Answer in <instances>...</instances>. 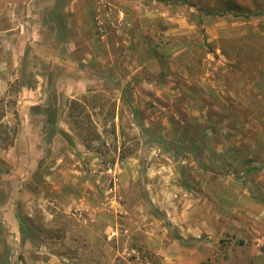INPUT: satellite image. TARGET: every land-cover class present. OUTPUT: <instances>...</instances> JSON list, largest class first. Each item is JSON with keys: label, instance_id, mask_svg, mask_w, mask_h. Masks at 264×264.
Returning <instances> with one entry per match:
<instances>
[{"label": "rangeland", "instance_id": "obj_1", "mask_svg": "<svg viewBox=\"0 0 264 264\" xmlns=\"http://www.w3.org/2000/svg\"><path fill=\"white\" fill-rule=\"evenodd\" d=\"M52 5L0 0V264H264V0H64L40 74Z\"/></svg>", "mask_w": 264, "mask_h": 264}, {"label": "crops", "instance_id": "obj_2", "mask_svg": "<svg viewBox=\"0 0 264 264\" xmlns=\"http://www.w3.org/2000/svg\"><path fill=\"white\" fill-rule=\"evenodd\" d=\"M65 11L69 12L68 9ZM66 22H67V27H68L69 23L68 21ZM30 25H31L30 26L31 30H30V36H29V44L33 47V50L31 53V55H33L34 57V58L31 57V59H33L32 61L33 68L35 69L39 68L40 74H43V72H50V71L56 70L59 67L60 55L56 51V48L54 46L55 44L52 41L53 35L49 38L50 40H46L45 38V29H44L45 26L43 25V22L41 19V12L32 17ZM70 36L71 35H69L68 37ZM39 46L43 48L39 49ZM39 76L40 75H38V73L36 72L35 79H37ZM36 90H38V88L35 89V91ZM37 105H39V103H36V104L34 103L30 107H37ZM41 107L42 106H39L40 109H42Z\"/></svg>", "mask_w": 264, "mask_h": 264}, {"label": "trees", "instance_id": "obj_3", "mask_svg": "<svg viewBox=\"0 0 264 264\" xmlns=\"http://www.w3.org/2000/svg\"><path fill=\"white\" fill-rule=\"evenodd\" d=\"M63 1L64 0H53V5L48 9L45 16L42 18L43 25L45 28H49L51 32H54L52 41L55 45H59L61 50H63L64 42L69 38V28L67 27L66 17L63 14ZM249 12V11H248ZM256 38L263 40L264 37L260 34H254ZM250 51L252 54L256 53L260 57V60H264V46L262 45H251ZM224 53V52H223ZM261 64L264 65L263 62ZM46 111L45 118V131L48 134L47 138H50L52 131L55 132V121L53 120V115L50 111Z\"/></svg>", "mask_w": 264, "mask_h": 264}]
</instances>
